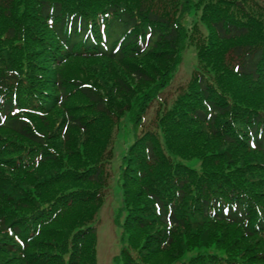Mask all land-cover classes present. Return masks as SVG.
Wrapping results in <instances>:
<instances>
[{
  "label": "trees",
  "instance_id": "16d2710c",
  "mask_svg": "<svg viewBox=\"0 0 264 264\" xmlns=\"http://www.w3.org/2000/svg\"><path fill=\"white\" fill-rule=\"evenodd\" d=\"M225 79L264 97V0H0V264H96L108 190L116 264H264V105Z\"/></svg>",
  "mask_w": 264,
  "mask_h": 264
},
{
  "label": "rangeland",
  "instance_id": "374dc122",
  "mask_svg": "<svg viewBox=\"0 0 264 264\" xmlns=\"http://www.w3.org/2000/svg\"><path fill=\"white\" fill-rule=\"evenodd\" d=\"M189 23V22H187ZM100 62L97 61H80L76 60L73 61L70 65H67L65 68V74L67 78L70 79H85L88 78L90 81L95 80L93 69L98 68V64ZM195 63H196V51L194 47H188L182 54L181 62L177 66L174 75L171 77L169 83L164 87L162 92L158 95H155L154 101L151 103V105L148 108V113L145 116L144 126L143 128H149L148 121H152L155 117L156 110L158 108L159 101H156L157 99L160 101H164L166 103V107H171L173 100L177 97V95L182 91H184L186 85H188L190 82L196 83L198 81L195 79L196 73L195 70ZM38 64H41L38 62ZM151 69L155 72V76L157 77L159 71L156 67V65L150 63ZM130 80V79H129ZM225 85L228 86L229 92L232 94H237V97L239 98H247L251 102H254L258 106L264 105V97L262 95V90L256 89V91H252L250 94H246L245 90L239 85V83L231 82V79H225V81H222ZM96 81V85H97ZM135 84V83H134ZM137 85V84H136ZM149 84L139 86L138 88L141 89L142 87H147ZM45 89V88H44ZM258 102V103H257ZM127 111H124L121 116H118V121L120 125V132H125L124 130L127 129V133H130V125L127 122ZM141 129H139V133H141ZM118 131L116 130V133L114 132V137ZM114 143L112 145L113 147V153H115L116 157L120 156L121 152L123 151V145L121 142L123 141V138H120V135L118 134L116 138H114ZM120 142L117 143V142ZM133 142V139H129V143L131 144ZM117 162L114 163L113 166H115ZM191 164L195 166H199V163L195 160L191 161ZM192 165V166H193ZM118 195L112 194L111 191L105 192V203L100 211V216L97 219L96 229V264H116V257L119 254L120 249V243H119V237L120 232L118 228H116L113 224V216L117 208V202ZM45 246H49L48 243ZM48 247H42L43 250L47 249ZM227 257V254L225 253L224 256ZM185 260L188 259L187 256H183ZM230 258H233V255H231Z\"/></svg>",
  "mask_w": 264,
  "mask_h": 264
}]
</instances>
